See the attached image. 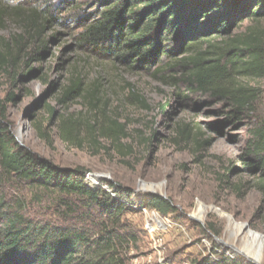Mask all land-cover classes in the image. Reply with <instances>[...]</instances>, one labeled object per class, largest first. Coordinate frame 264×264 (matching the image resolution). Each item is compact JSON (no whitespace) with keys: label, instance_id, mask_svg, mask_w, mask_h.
Returning a JSON list of instances; mask_svg holds the SVG:
<instances>
[{"label":"trees","instance_id":"obj_1","mask_svg":"<svg viewBox=\"0 0 264 264\" xmlns=\"http://www.w3.org/2000/svg\"><path fill=\"white\" fill-rule=\"evenodd\" d=\"M5 18L13 29L0 35V75L10 76L14 84L39 76L41 69L31 64L43 58V35L56 18L0 1V26ZM78 21V47L100 68L94 78L70 68L59 88L58 104L79 100L84 111L59 116L49 108V121L63 143L76 148L99 139L118 143L125 128L106 108L104 66L145 73L183 90L174 93L183 105L197 96L206 104H224L225 124L246 120L238 164L229 170L253 176L264 201V0H92L91 10ZM125 99L146 107L134 88ZM178 129L182 140L202 143L200 130L187 124ZM0 170L26 188L59 199L54 220H46L27 214L21 199L8 200L0 188V264H134L141 236L127 215L136 212L135 190L105 180L93 184L82 166H59L23 147L9 130L1 103ZM141 203L161 215L173 212L170 201L158 194L148 193ZM215 256L191 264H246Z\"/></svg>","mask_w":264,"mask_h":264},{"label":"rangeland","instance_id":"obj_2","mask_svg":"<svg viewBox=\"0 0 264 264\" xmlns=\"http://www.w3.org/2000/svg\"><path fill=\"white\" fill-rule=\"evenodd\" d=\"M0 1L26 11H47L56 18L43 35L47 45L43 58L31 64L41 69L40 75L18 78L15 84L10 76L0 75V103L10 132L20 145L56 165L82 166L97 178H89L93 184L105 180L135 190L136 212L127 215L141 236L134 264H191L202 256L216 258L215 254L246 264L248 257L264 264V241L260 246L256 237L264 236V201L253 176L229 170L238 164L245 119L225 124L228 108L224 104H206L192 96L191 102L183 105L174 96L183 90L162 85L145 73L131 74L103 65L109 80L106 108L116 112L118 122L124 124V135L118 143L99 139L81 148L67 145L49 121V108L59 116L84 111L79 100L60 105L57 98L70 68L87 73L89 78L100 68L78 47L77 39L78 19L91 10L92 0ZM5 28L13 29L8 18L0 26V35H7ZM53 34L57 36L50 40ZM131 88L146 107L125 99ZM261 90L264 106V81ZM10 94L15 95L13 101L8 99ZM185 124L201 131L200 145L192 138H179L178 128ZM0 183L8 200L21 199L27 214L54 220L59 202L55 194L26 188L1 170ZM148 193L169 200L173 212L161 215L141 207Z\"/></svg>","mask_w":264,"mask_h":264},{"label":"water","instance_id":"obj_3","mask_svg":"<svg viewBox=\"0 0 264 264\" xmlns=\"http://www.w3.org/2000/svg\"><path fill=\"white\" fill-rule=\"evenodd\" d=\"M87 176H88V178L92 177L93 179H97V178H95V177H93V176H91V175H89V174H87ZM256 237L260 239V243H259V245L261 246L262 243H263V241H264V236H263V235H262V236H260V235H256ZM247 259H248L249 264H254V263L259 264V263H258L257 261H255L254 259H251V258H248V257H247Z\"/></svg>","mask_w":264,"mask_h":264},{"label":"built area","instance_id":"obj_4","mask_svg":"<svg viewBox=\"0 0 264 264\" xmlns=\"http://www.w3.org/2000/svg\"><path fill=\"white\" fill-rule=\"evenodd\" d=\"M145 227L149 229V226H148V224H146V225H145Z\"/></svg>","mask_w":264,"mask_h":264}]
</instances>
